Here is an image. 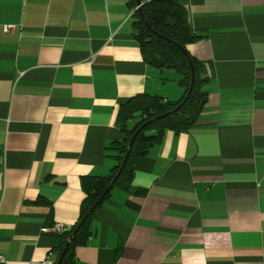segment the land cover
<instances>
[{"label":"crops","instance_id":"1","mask_svg":"<svg viewBox=\"0 0 264 264\" xmlns=\"http://www.w3.org/2000/svg\"><path fill=\"white\" fill-rule=\"evenodd\" d=\"M176 1L208 101L94 210L74 264H264V0ZM130 2L0 0V264L56 259L41 229L74 225L80 180L109 174L120 105L183 96L143 60Z\"/></svg>","mask_w":264,"mask_h":264},{"label":"trees","instance_id":"2","mask_svg":"<svg viewBox=\"0 0 264 264\" xmlns=\"http://www.w3.org/2000/svg\"><path fill=\"white\" fill-rule=\"evenodd\" d=\"M140 3L141 6L138 7L136 0H131L130 5L134 9L132 31L140 46L143 60L158 69H173L178 72L181 76L179 83L184 93L176 102L164 101L157 96L140 95L119 106L117 125L125 138L112 143L109 148L114 151L112 157L114 165L108 175L88 176L80 180V189L84 194L80 216L69 232L55 234L58 240L55 260L59 258L71 238L61 264H74L76 248L85 246L91 235L94 210L101 206L111 191L114 188L130 187L136 160L145 156L150 148L160 144L167 131L178 134L194 126L208 101L205 87L209 78L205 65L186 51L188 44L198 42L201 37L190 27L184 7L176 0H140ZM136 7L138 8L135 10ZM191 71L193 86L186 98L191 84ZM135 112L141 113L142 124H148L135 137L123 169L110 187L122 165L134 132L142 125H137L133 132L126 130V123Z\"/></svg>","mask_w":264,"mask_h":264},{"label":"water","instance_id":"3","mask_svg":"<svg viewBox=\"0 0 264 264\" xmlns=\"http://www.w3.org/2000/svg\"><path fill=\"white\" fill-rule=\"evenodd\" d=\"M136 4H137L138 7H140V6H141L140 0H136ZM192 86H193V72L191 71V84H190L189 92H188L187 95H186V98L189 96ZM172 112H173V111H172ZM158 119H159V118H158ZM156 120H157V119H156ZM140 124H142L141 113H140V112H135V113L132 114L131 119L126 123V130H127L128 132H133V131H134V128H135L137 125H140ZM147 124H148V123H144V124H142V125H141V126H140V127L134 132V134H133V136H132V138H131V140H130V142H129V145H128V148H127V152H126V154H125V157H124V160H123V162H122V165H121V167H120V169H119L117 175H116L115 178L113 179V181H112L110 187L114 184L115 180L117 179V177L119 176L120 172L122 171L123 166H124V164H125V162H126V160H127V157H128V155H129V152H130V149H131V147H132V144H133V142H134L135 137H136L137 134L142 130V128H143L145 125H147ZM98 202H99V201H98ZM98 202H97L95 205H93L91 211L95 208V206L98 204ZM70 241H71V238L69 239V241H67L64 250L61 252L59 258L56 260V264H61V261H62L64 255H65V252H66V250H67V248H68V246H69Z\"/></svg>","mask_w":264,"mask_h":264},{"label":"built area","instance_id":"4","mask_svg":"<svg viewBox=\"0 0 264 264\" xmlns=\"http://www.w3.org/2000/svg\"><path fill=\"white\" fill-rule=\"evenodd\" d=\"M23 2L25 0H22ZM138 7L135 8V10L137 9ZM11 27H8V26H5L4 27V31L5 32H8L10 30ZM207 76H208V73H207ZM71 230V226H68V225H62L60 223H57V224H53L51 227L49 228H43L41 229V233H44V234H63V233H67ZM0 261H3V259L0 257ZM29 264H56V260H44V261H41V262H33V263H29Z\"/></svg>","mask_w":264,"mask_h":264}]
</instances>
